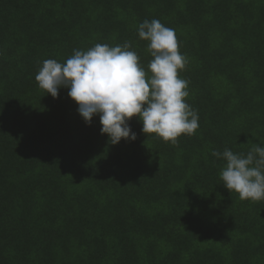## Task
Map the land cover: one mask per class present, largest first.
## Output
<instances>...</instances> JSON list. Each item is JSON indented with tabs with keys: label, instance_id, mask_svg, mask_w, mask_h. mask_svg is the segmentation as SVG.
I'll return each mask as SVG.
<instances>
[{
	"label": "trees",
	"instance_id": "16d2710c",
	"mask_svg": "<svg viewBox=\"0 0 264 264\" xmlns=\"http://www.w3.org/2000/svg\"><path fill=\"white\" fill-rule=\"evenodd\" d=\"M174 30L199 127L177 143L142 131L111 144L35 76L74 49ZM264 146V0H0V264H264V200L220 178L225 148Z\"/></svg>",
	"mask_w": 264,
	"mask_h": 264
},
{
	"label": "clouds",
	"instance_id": "9594fccd",
	"mask_svg": "<svg viewBox=\"0 0 264 264\" xmlns=\"http://www.w3.org/2000/svg\"><path fill=\"white\" fill-rule=\"evenodd\" d=\"M137 32L149 42L150 76L126 41L115 46L97 43L87 51L74 49L64 63L46 59L35 79L54 98L60 88H68L82 118L91 124L99 115L101 134H108L113 145L122 138H137L129 123L134 116L142 121L144 133L176 144L181 134L192 135L199 127L198 113L185 102L188 81L178 75L186 57L179 51L174 30L159 19H145ZM212 155L225 162L220 178L230 192L241 200H264V146L256 144L246 154L225 148Z\"/></svg>",
	"mask_w": 264,
	"mask_h": 264
}]
</instances>
